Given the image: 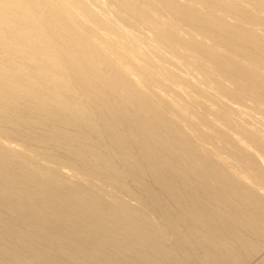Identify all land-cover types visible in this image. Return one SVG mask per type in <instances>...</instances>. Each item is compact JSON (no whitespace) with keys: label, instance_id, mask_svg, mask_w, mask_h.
Masks as SVG:
<instances>
[{"label":"bare ground","instance_id":"bare-ground-1","mask_svg":"<svg viewBox=\"0 0 264 264\" xmlns=\"http://www.w3.org/2000/svg\"><path fill=\"white\" fill-rule=\"evenodd\" d=\"M0 264H264V0H0Z\"/></svg>","mask_w":264,"mask_h":264}]
</instances>
